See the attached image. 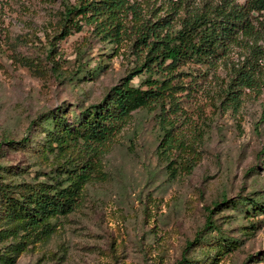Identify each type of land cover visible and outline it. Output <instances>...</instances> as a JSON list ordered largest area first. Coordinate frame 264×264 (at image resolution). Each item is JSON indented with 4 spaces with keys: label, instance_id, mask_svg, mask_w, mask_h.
<instances>
[{
    "label": "rangeland",
    "instance_id": "rangeland-1",
    "mask_svg": "<svg viewBox=\"0 0 264 264\" xmlns=\"http://www.w3.org/2000/svg\"><path fill=\"white\" fill-rule=\"evenodd\" d=\"M63 1L73 2L0 0V174L6 181L61 180L64 166L73 168L68 159L74 153L47 150L44 117L57 111L73 122L133 66L129 42L113 50L93 26L54 40L50 49ZM137 1L143 15L164 17L172 10L177 21L185 7L204 2L149 0L148 10ZM241 39L207 77L193 66L185 69L191 88L180 97L184 114L177 125L200 152L191 174L172 177L159 161L157 111L133 112L95 160L97 173L74 210L53 219V232L29 245L15 264H178L184 256L188 264H264V214L214 205L225 197H264V58L256 67L260 90H242L238 108L221 109L213 99L248 62ZM209 214L215 231L206 227ZM199 233L205 242L186 249Z\"/></svg>",
    "mask_w": 264,
    "mask_h": 264
},
{
    "label": "trees",
    "instance_id": "trees-1",
    "mask_svg": "<svg viewBox=\"0 0 264 264\" xmlns=\"http://www.w3.org/2000/svg\"><path fill=\"white\" fill-rule=\"evenodd\" d=\"M62 3L59 28L49 37L50 49L55 47L54 40L93 26L95 35L112 44L113 50L121 48L124 41L129 42L133 66L101 102L81 110L71 124L65 121L66 113L54 111L44 117L43 123L48 124L43 130L48 136L49 143L44 144L47 150L63 156L74 153L73 161L68 159L73 168L64 166L61 180L17 183L6 181L0 174V264H15L29 245L53 232V219L74 210L84 184L97 173L95 160L108 150L135 111H157L159 161L165 163L172 177L191 174L200 152L196 141L191 146L188 134L177 125L178 116L184 114L180 97L191 88L185 82L189 76L185 69L193 66L201 72L200 76L207 77L242 38L250 50L248 62L235 69L227 85L220 86L214 102H219L221 109L238 108L242 90H260L256 67L264 58V46L260 44L264 43V0H204L202 6L185 7L178 21L172 10L164 17L143 15L137 0ZM144 3L149 10V0ZM178 7H173L175 14ZM140 75L144 79L139 85L133 84V78ZM263 200L264 197H246L231 201L225 197L214 205H242L246 214L261 215ZM206 227L210 231L218 228L211 215ZM206 237L199 233L186 249L193 242L204 243ZM187 261L184 256L178 264H188Z\"/></svg>",
    "mask_w": 264,
    "mask_h": 264
}]
</instances>
